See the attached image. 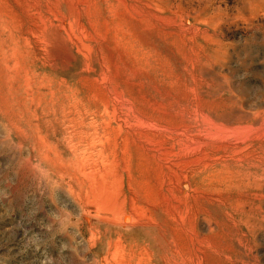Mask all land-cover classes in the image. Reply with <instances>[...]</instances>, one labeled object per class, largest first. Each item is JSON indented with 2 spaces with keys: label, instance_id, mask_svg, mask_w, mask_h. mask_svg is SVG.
Listing matches in <instances>:
<instances>
[{
  "label": "rangeland",
  "instance_id": "rangeland-1",
  "mask_svg": "<svg viewBox=\"0 0 264 264\" xmlns=\"http://www.w3.org/2000/svg\"><path fill=\"white\" fill-rule=\"evenodd\" d=\"M0 264H264V0H0Z\"/></svg>",
  "mask_w": 264,
  "mask_h": 264
}]
</instances>
